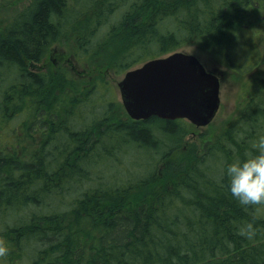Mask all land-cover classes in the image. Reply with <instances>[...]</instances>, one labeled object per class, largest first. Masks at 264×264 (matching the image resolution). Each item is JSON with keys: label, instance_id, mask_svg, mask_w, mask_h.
Listing matches in <instances>:
<instances>
[{"label": "trees", "instance_id": "trees-1", "mask_svg": "<svg viewBox=\"0 0 264 264\" xmlns=\"http://www.w3.org/2000/svg\"><path fill=\"white\" fill-rule=\"evenodd\" d=\"M127 1L37 0L5 27L0 124L16 110L52 135L43 146L24 131L22 154L0 148V212L28 211L12 229L16 245L28 246L30 264H264V205L241 206L224 176L264 135V78H255L257 92L234 123L187 152L186 120H132L105 79L109 68L123 74L196 40L222 50L236 75L253 71L264 0H138L116 22ZM70 35L77 57L101 69L90 81L77 87L65 74L29 70L28 61L43 62ZM131 149L151 156L140 162ZM121 157L132 167L123 170ZM247 222L258 228L253 239L237 231ZM8 260L21 264L13 253Z\"/></svg>", "mask_w": 264, "mask_h": 264}, {"label": "rangeland", "instance_id": "rangeland-1", "mask_svg": "<svg viewBox=\"0 0 264 264\" xmlns=\"http://www.w3.org/2000/svg\"><path fill=\"white\" fill-rule=\"evenodd\" d=\"M32 1L33 0H0V33L2 36L4 33V27L12 20V18L16 17V13L18 11L30 5ZM135 2L139 1L129 0L121 8L119 6L118 11L115 13L116 22H118L121 14H125L129 7V3L131 5ZM15 5L17 6L14 7ZM71 9L79 10L80 3L73 2L71 4ZM112 23L113 22H111L110 19V26H112ZM2 26H4L3 29ZM106 28L108 27L103 25L98 34L106 33ZM261 28V32L255 33V42L252 46L257 53V57H259L257 60L260 62L259 67L255 68L253 71L251 70L246 72L245 74H240L238 72L239 75H236L233 73L232 71L234 69L230 67V64L222 50L215 48L203 40H196L194 42L188 43L175 51L194 55L203 63L206 69L212 73L219 74L220 72H226V76L221 78V106L216 118L209 126L206 127H197L186 120L188 125L186 136L182 143V152L195 149L197 151H201L208 142H211L213 138H216L219 134L226 130V128L231 123H234L242 115L244 110L247 109L246 107L249 103L250 94L257 92L255 90V78L258 76L264 78V27ZM128 33H130V31ZM74 38L75 37L73 35H70L59 43L53 45L45 60L42 63H36L35 67H28L29 70L34 73H57L59 76L65 74L69 79L72 80L73 85L77 87H80L81 82L90 81L92 78L89 76L90 73H94L101 69H97L95 65H91L86 58L80 60L77 57L78 45ZM111 46V42H108L104 50H107ZM144 52V48L139 49L136 51L134 57H142ZM154 52L155 50L150 51L148 55H152ZM170 54L172 53L162 55L160 58L167 57ZM93 58H96L99 62L98 57L95 56ZM152 59H155V57L140 61L130 70L137 69L143 66L145 62ZM101 67L103 70L105 69V66ZM125 73L120 74L115 67H112L107 69L105 79L110 84V90L108 93H111L112 91L113 98L117 97V102L122 105V109L125 113H127L123 106L121 92L118 87V83L125 76ZM83 87H86V85L83 84ZM64 110L65 108L60 110V115L62 116L61 119L64 117ZM45 111L46 108L43 109V112ZM7 114L8 120H5L0 124L1 149L12 152V146H15L16 150L21 152L19 140L26 139L23 134L24 131H27V137L33 139L36 145L43 143V146H46L50 143L52 135L49 134L48 131H40L45 128H37V125L32 122V118L27 120L26 113H20L16 110L11 111L9 109ZM128 152L133 159L135 157V159L139 160L140 162H143L142 160H146L149 156H151V153L149 154L148 151L144 150L138 151L137 149H131L128 150ZM153 154L155 155V153ZM160 155L162 157L163 153ZM121 159V167L124 168L123 170H126L127 167H132V162H130L131 160H129L128 157H121ZM111 161L107 162V166L113 163ZM104 164V161L102 163H97V170L103 169V166H105ZM157 169H162V162H159L158 160ZM110 177L111 175H108L107 179ZM9 212L10 213L0 212V237L6 238V240L9 242L11 247L10 253L16 255L15 261L20 260L21 264H30L33 259V254L26 252L28 246L26 248L17 246L16 235L12 234V229L18 224L17 220L20 221L21 219L27 218L28 211H26V209L20 210V208H17L15 211L10 210ZM7 264H16V262L10 263L7 258Z\"/></svg>", "mask_w": 264, "mask_h": 264}, {"label": "water", "instance_id": "water-1", "mask_svg": "<svg viewBox=\"0 0 264 264\" xmlns=\"http://www.w3.org/2000/svg\"><path fill=\"white\" fill-rule=\"evenodd\" d=\"M194 55L175 52L128 71L118 83L123 106L135 121L157 117L209 126L221 105V78Z\"/></svg>", "mask_w": 264, "mask_h": 264}, {"label": "clouds", "instance_id": "clouds-1", "mask_svg": "<svg viewBox=\"0 0 264 264\" xmlns=\"http://www.w3.org/2000/svg\"><path fill=\"white\" fill-rule=\"evenodd\" d=\"M252 148L256 151H249L243 158L227 163L224 169L229 192L246 209L264 205V135L258 137ZM237 231L239 235L253 239L258 228L253 222H247ZM10 252L9 242L0 237V264H7Z\"/></svg>", "mask_w": 264, "mask_h": 264}, {"label": "flooded vegetation", "instance_id": "flooded-vegetation-1", "mask_svg": "<svg viewBox=\"0 0 264 264\" xmlns=\"http://www.w3.org/2000/svg\"><path fill=\"white\" fill-rule=\"evenodd\" d=\"M37 0H33L32 2H31V4L30 5H28L27 7H25V8H23L22 10H20V11H18L17 13H16V16L17 15H22V14H25V12H27V11H29L33 6H34V4H35V2H36ZM17 5H15L14 7H16ZM3 27L4 26H2V29H3ZM6 27V26H5ZM5 27H4V33H3V36H4V34H5ZM2 34L0 33V40L2 39ZM55 45V44H54ZM52 48V47H51ZM50 48V49H51ZM48 56V55H47ZM53 59V58H52ZM36 63H38V62H34V61H28V66L29 67H35L36 66ZM42 63V62H41ZM233 72V71H232ZM234 73V72H233ZM221 83H222V81H221Z\"/></svg>", "mask_w": 264, "mask_h": 264}, {"label": "bare ground", "instance_id": "bare-ground-1", "mask_svg": "<svg viewBox=\"0 0 264 264\" xmlns=\"http://www.w3.org/2000/svg\"><path fill=\"white\" fill-rule=\"evenodd\" d=\"M212 34V33H211ZM230 35H232V34H230ZM229 37V36H228ZM224 157V156H223Z\"/></svg>", "mask_w": 264, "mask_h": 264}]
</instances>
